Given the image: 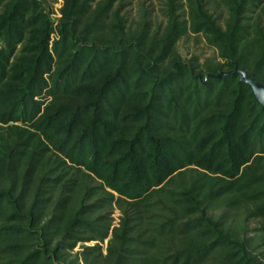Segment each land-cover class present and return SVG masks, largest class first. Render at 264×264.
Here are the masks:
<instances>
[{
    "label": "trees",
    "instance_id": "trees-1",
    "mask_svg": "<svg viewBox=\"0 0 264 264\" xmlns=\"http://www.w3.org/2000/svg\"><path fill=\"white\" fill-rule=\"evenodd\" d=\"M117 1L0 0V264H264V107L219 75L264 82V0L224 26L168 0L157 31ZM188 32L224 62L184 59Z\"/></svg>",
    "mask_w": 264,
    "mask_h": 264
},
{
    "label": "rangeland",
    "instance_id": "rangeland-1",
    "mask_svg": "<svg viewBox=\"0 0 264 264\" xmlns=\"http://www.w3.org/2000/svg\"><path fill=\"white\" fill-rule=\"evenodd\" d=\"M100 1V0H96ZM180 4V13L183 15L182 19L188 18L187 15V0H176ZM41 10L48 12L54 21H58L61 13L60 8L63 0H41ZM124 4L122 13L126 15L128 19V27L135 30L139 24L147 19L152 22V30L157 31L163 29L167 23L165 11L167 9L168 0H118L115 3V7L120 4ZM207 8L214 14L218 21L223 26L229 17V9L225 3V0H206ZM256 15V14H255ZM177 48L184 59L190 60L196 58L198 63L203 67L206 64H219L224 62L219 56L218 50L211 46L202 34H194L188 32L177 43ZM204 68V67H203ZM1 132V131H0ZM2 152V145L0 139V154ZM97 184V182H95ZM104 212L111 213L112 223L117 225L121 216V211L116 205L108 207ZM220 213L222 210L219 211ZM258 220L250 221L252 227L257 226ZM98 241L80 242L75 247L73 255L76 252L81 251V246L95 245ZM104 252L107 246V240L102 243ZM84 264V263H81Z\"/></svg>",
    "mask_w": 264,
    "mask_h": 264
},
{
    "label": "water",
    "instance_id": "water-1",
    "mask_svg": "<svg viewBox=\"0 0 264 264\" xmlns=\"http://www.w3.org/2000/svg\"><path fill=\"white\" fill-rule=\"evenodd\" d=\"M223 74H239L240 80L251 86L256 101L264 107V82L258 80L254 76H250L247 70L243 67H240L239 64H236L235 68L229 72L221 71L219 73L220 76Z\"/></svg>",
    "mask_w": 264,
    "mask_h": 264
}]
</instances>
